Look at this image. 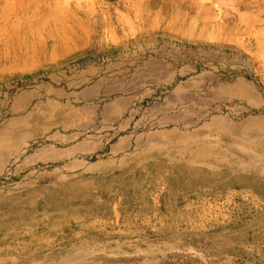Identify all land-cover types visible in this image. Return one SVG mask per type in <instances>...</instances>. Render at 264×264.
Masks as SVG:
<instances>
[{
	"label": "rangeland",
	"instance_id": "rangeland-1",
	"mask_svg": "<svg viewBox=\"0 0 264 264\" xmlns=\"http://www.w3.org/2000/svg\"><path fill=\"white\" fill-rule=\"evenodd\" d=\"M0 264H264V0H0Z\"/></svg>",
	"mask_w": 264,
	"mask_h": 264
}]
</instances>
